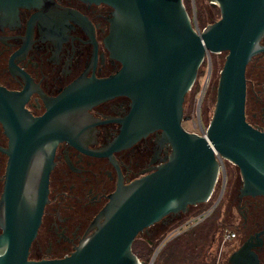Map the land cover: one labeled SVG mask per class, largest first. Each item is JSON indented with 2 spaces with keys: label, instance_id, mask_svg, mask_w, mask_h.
Returning <instances> with one entry per match:
<instances>
[{
  "label": "water",
  "instance_id": "1",
  "mask_svg": "<svg viewBox=\"0 0 264 264\" xmlns=\"http://www.w3.org/2000/svg\"><path fill=\"white\" fill-rule=\"evenodd\" d=\"M113 8L105 43L121 69L106 78H82L47 101L34 116L26 93L0 87V120L10 138L5 190L0 199V264H144L133 251L140 233L169 215L206 203L219 182V156L241 174V196H264V131L246 119V69L264 47V0H210L220 18L198 29L183 0H84ZM39 0H0V8ZM225 52L213 117L204 134L183 121L188 92L210 53ZM131 99L119 120V135L100 154L129 147L161 131L171 152L155 169L125 184L120 176L109 201L93 221L95 230L61 258H30L46 204L60 141L76 144L73 117L117 96ZM252 236L231 253L230 264H260ZM254 238L258 242L254 241ZM159 249L155 251L153 260Z\"/></svg>",
  "mask_w": 264,
  "mask_h": 264
},
{
  "label": "flooded vegetation",
  "instance_id": "2",
  "mask_svg": "<svg viewBox=\"0 0 264 264\" xmlns=\"http://www.w3.org/2000/svg\"><path fill=\"white\" fill-rule=\"evenodd\" d=\"M189 1L192 4L201 0H183L186 7ZM197 11L201 21L210 16L208 8L200 6ZM112 16L113 8L108 4L84 0H39L34 5L1 7L0 87L13 92L24 91L25 108L38 117L47 111L49 99L59 96L75 81L106 78L117 73L122 64L111 56L105 43ZM191 17L199 23L196 12L193 11ZM212 19L211 23L215 22ZM261 45L264 47V36ZM246 79V119L254 128L264 131V49L249 62ZM130 103L129 97L121 95L73 117L77 145L65 139L56 148L49 179V202L30 248V258L70 255L95 230L91 228L93 221L109 201L120 176L125 184L130 183L152 172L170 154L171 147L158 142L161 131L113 151L112 156L100 154L119 135V120L129 113ZM9 142L5 124L0 120V199L7 179ZM238 175V181L229 185L226 212L227 216L235 211L239 214L234 238L240 241L237 248L264 230V196H241L242 177L240 172ZM226 186L227 178L221 186L217 184L208 201L217 195L208 207L210 216L220 207ZM204 205L190 206L186 213L169 215L160 222L180 227L207 210ZM155 230L151 226L140 234L149 239ZM260 237L255 250L261 260L264 233ZM254 241L258 242L255 238ZM228 259L226 263L230 264Z\"/></svg>",
  "mask_w": 264,
  "mask_h": 264
},
{
  "label": "rangeland",
  "instance_id": "3",
  "mask_svg": "<svg viewBox=\"0 0 264 264\" xmlns=\"http://www.w3.org/2000/svg\"><path fill=\"white\" fill-rule=\"evenodd\" d=\"M186 5L190 15H192L193 11L197 13L198 26L201 29L211 24L210 19L214 18L212 20L217 21L220 18L219 7L212 4L210 0L193 1L192 4L191 1H189ZM200 6L209 9L210 16H203V21L198 17L199 14L197 10L200 9ZM225 56V52L221 54L210 53L206 56L200 68L197 81L186 96L184 115L188 116L189 119L183 121V126L188 131L204 134L213 117L217 95L216 87L218 85ZM206 77L208 80L205 83ZM226 167L227 186L223 201H221V205L215 213L210 216L207 221L202 223V225L198 226L199 224H197L193 227H189L187 230L185 229L186 231L182 230L178 235H175L177 232L176 229L178 228L177 225H169L166 232L163 234L164 236L160 235L158 238H155V244H157L155 250L159 249L157 256L153 260L155 255L154 250V253H151L149 259H144V264L226 263L232 251L240 245V241L236 239L224 240L225 231L227 229L236 233L238 232L237 223L239 222V214L236 211L235 213H231L230 216L226 215L229 185L231 187L234 182L238 181L239 170L235 165L229 162H226ZM216 198L217 195L210 202L205 203L206 206H204L207 208L210 207ZM177 222L178 221L174 222V224ZM155 234H158L156 230ZM143 238L144 236L140 238L137 237L138 241H135V243L141 242ZM261 264H264V254H262L261 257Z\"/></svg>",
  "mask_w": 264,
  "mask_h": 264
},
{
  "label": "built area",
  "instance_id": "4",
  "mask_svg": "<svg viewBox=\"0 0 264 264\" xmlns=\"http://www.w3.org/2000/svg\"><path fill=\"white\" fill-rule=\"evenodd\" d=\"M197 22V21H196ZM197 26H198V23H196ZM198 29L200 30L201 28L198 26ZM205 83L207 82L208 78L206 77L205 78ZM202 81V80H201ZM215 154L218 155L219 157V160L221 161L222 165H221V170H220V176H219V182L218 184L221 186V184H224V182L226 181V178H227V167H226V162L227 160L224 159L223 157L219 156V153L215 151ZM219 200V199H218ZM217 200V201H218ZM212 206V205H211ZM210 206V207H211ZM211 214V208L205 210L204 212H202L201 214L197 215L196 217L194 218H191L190 220H188L187 222H185L184 224H182L180 227H178L176 230V234L175 235H178L179 233H181L182 230L186 231L187 228L189 227H193L197 224H200L202 223L203 221H205L207 219L208 216H210ZM186 229V230H185ZM174 236V235H172ZM170 236V237H172ZM224 240L227 241V240H233L235 237H236V233L234 231H230V230H226L225 231V235H224ZM170 239V238H169Z\"/></svg>",
  "mask_w": 264,
  "mask_h": 264
},
{
  "label": "trees",
  "instance_id": "5",
  "mask_svg": "<svg viewBox=\"0 0 264 264\" xmlns=\"http://www.w3.org/2000/svg\"><path fill=\"white\" fill-rule=\"evenodd\" d=\"M207 220H205V221H207ZM205 221H203L202 223H204ZM202 223H200L198 226L202 225ZM168 227H169L168 225L166 226L165 224L159 222V223L155 224L154 226H152L153 230L156 229V231L158 232L157 235L154 233V237L147 239L146 236L143 234L138 235L139 238L141 236H144V238L141 239L142 240L141 242L135 243V241H138V239L136 238V240L133 243V251L138 255V257L141 260L145 261L144 259L150 258L151 253H154V250L156 249V246H157V244H155V241H156L155 238H158L160 235L162 236L166 232ZM175 239H177V238H175ZM226 264H228V263H226Z\"/></svg>",
  "mask_w": 264,
  "mask_h": 264
}]
</instances>
